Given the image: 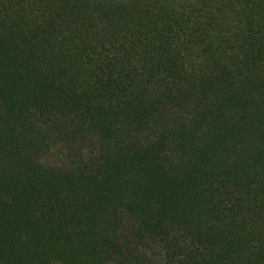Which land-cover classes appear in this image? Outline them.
I'll return each mask as SVG.
<instances>
[{
    "label": "trees",
    "instance_id": "obj_1",
    "mask_svg": "<svg viewBox=\"0 0 264 264\" xmlns=\"http://www.w3.org/2000/svg\"><path fill=\"white\" fill-rule=\"evenodd\" d=\"M0 264H264V0H0Z\"/></svg>",
    "mask_w": 264,
    "mask_h": 264
}]
</instances>
